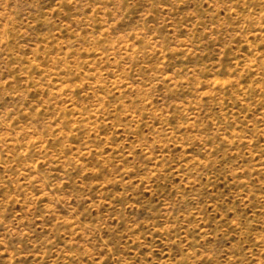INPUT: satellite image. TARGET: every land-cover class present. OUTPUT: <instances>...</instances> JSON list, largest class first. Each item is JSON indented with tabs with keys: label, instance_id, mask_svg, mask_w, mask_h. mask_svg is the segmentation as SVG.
<instances>
[{
	"label": "rangeland",
	"instance_id": "374dc122",
	"mask_svg": "<svg viewBox=\"0 0 264 264\" xmlns=\"http://www.w3.org/2000/svg\"><path fill=\"white\" fill-rule=\"evenodd\" d=\"M0 264H264V0H0Z\"/></svg>",
	"mask_w": 264,
	"mask_h": 264
}]
</instances>
